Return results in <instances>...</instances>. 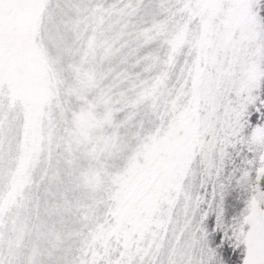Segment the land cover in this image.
<instances>
[{
	"label": "snow or ice",
	"instance_id": "obj_1",
	"mask_svg": "<svg viewBox=\"0 0 264 264\" xmlns=\"http://www.w3.org/2000/svg\"><path fill=\"white\" fill-rule=\"evenodd\" d=\"M0 264H264V0H0Z\"/></svg>",
	"mask_w": 264,
	"mask_h": 264
}]
</instances>
